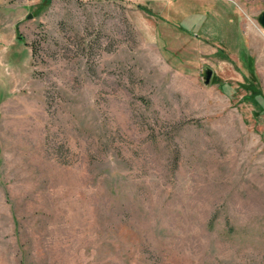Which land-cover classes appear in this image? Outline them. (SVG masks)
<instances>
[{
  "label": "rangeland",
  "instance_id": "374dc122",
  "mask_svg": "<svg viewBox=\"0 0 264 264\" xmlns=\"http://www.w3.org/2000/svg\"><path fill=\"white\" fill-rule=\"evenodd\" d=\"M264 0H0V264H264Z\"/></svg>",
  "mask_w": 264,
  "mask_h": 264
},
{
  "label": "water",
  "instance_id": "95a60500",
  "mask_svg": "<svg viewBox=\"0 0 264 264\" xmlns=\"http://www.w3.org/2000/svg\"><path fill=\"white\" fill-rule=\"evenodd\" d=\"M257 20H258L260 26H261L262 28H264V10L261 11V12L258 14V16H257Z\"/></svg>",
  "mask_w": 264,
  "mask_h": 264
},
{
  "label": "built area",
  "instance_id": "2783aa9c",
  "mask_svg": "<svg viewBox=\"0 0 264 264\" xmlns=\"http://www.w3.org/2000/svg\"><path fill=\"white\" fill-rule=\"evenodd\" d=\"M117 1H120V0H117Z\"/></svg>",
  "mask_w": 264,
  "mask_h": 264
}]
</instances>
